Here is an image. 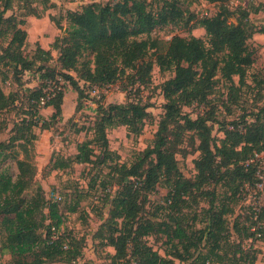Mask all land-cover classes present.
Returning a JSON list of instances; mask_svg holds the SVG:
<instances>
[{
    "label": "trees",
    "instance_id": "obj_1",
    "mask_svg": "<svg viewBox=\"0 0 264 264\" xmlns=\"http://www.w3.org/2000/svg\"><path fill=\"white\" fill-rule=\"evenodd\" d=\"M14 1L0 0V40L8 38L5 46L0 43V62L9 65L15 75L33 69L40 81L37 86L7 94L0 85V112L14 106L22 109L16 132L8 143L0 142V161L9 143L33 137L29 131L38 125L41 107L51 106L52 118L61 114L64 93L60 79L69 83L77 94V101H81L85 85L105 86L124 78L126 101L107 105L99 102L91 127L93 137L78 143L73 156L59 158L52 165L62 169L72 162L93 161L92 143L100 148L99 161L105 162L112 154L106 129L123 125L128 134L136 136L150 117L148 105L135 91L148 83L153 65L162 71L173 70V76L160 85L165 102L152 144L129 166L110 164L114 189L105 193L108 216L95 236L103 241V246L114 249L113 254H108L110 264H175L174 258L181 262L190 260L189 264H224L238 255L246 264H255V251L244 249L240 242H229L231 230L249 238L255 234L253 226H239L234 222L229 227L226 215L232 208L224 203L215 204L214 189L204 187L221 184L229 190L227 197L232 199L243 188L259 181L256 163L247 161L255 152H264V106L251 121L230 122L232 126L222 129L223 137L218 142L211 135L209 113L191 118L183 107L205 103L219 78L229 83V91L244 84L255 54L247 41L254 33L264 32V25L254 27L250 14L261 8L251 9L248 1L235 10L220 4L214 14L197 17L183 9L180 0H157L156 9L147 0L91 2L80 9L66 11L67 27L51 42L52 49L57 51L56 64L51 65V51L38 43L31 57L23 55L21 48L27 38L26 30L21 27L24 16H38V13L34 8L21 6L25 10L21 18L16 19L13 12L5 16ZM233 15L236 16L231 21ZM169 23L182 24L187 30L201 27L206 41L192 34L173 35L162 50L151 31ZM46 93L49 98L40 104L39 98ZM240 123H243L241 127ZM185 134H190L191 144L197 140L194 180L184 177L175 157ZM16 166L18 173L14 179L0 165V235L2 249L10 255L7 264L75 262L81 250L72 244L73 240L66 243L63 235L57 233L62 223L57 202L48 201L40 186L29 197L24 196L30 186L32 166L26 159H17ZM156 185L167 189V219L162 221L140 216L146 194ZM104 189H109V184H104ZM197 192L201 197H209L208 222L198 230H189L183 221V209L196 199ZM256 209L252 214L260 226L264 221V204ZM46 219L50 221L48 224ZM44 228V233L39 232ZM259 228L255 231L264 241V228ZM151 234L165 237V256L148 244L146 236ZM224 245L233 247L232 255ZM200 247L204 250H199Z\"/></svg>",
    "mask_w": 264,
    "mask_h": 264
},
{
    "label": "rangeland",
    "instance_id": "obj_2",
    "mask_svg": "<svg viewBox=\"0 0 264 264\" xmlns=\"http://www.w3.org/2000/svg\"><path fill=\"white\" fill-rule=\"evenodd\" d=\"M113 0H15L13 8L5 12V16L12 12L16 19L21 18L24 9L21 6L34 8L38 16L28 14L24 16L25 23L21 26L27 32V38L22 46V53L31 57L38 43L52 53L53 60L51 65L56 64L57 51L52 49L51 42L61 35L64 28L67 27L65 13L67 10H77L81 6L91 2H112ZM181 7L195 14L197 17L203 14H214L220 4L227 5L231 10H235L241 5L250 2V7L261 8L263 11L257 14H251V20L255 28L264 25V0H180ZM152 9L158 8L157 0H147ZM2 8L0 2V9ZM236 15L230 20L234 21ZM192 34L206 41L204 29L201 27H192L187 30L182 24H166L156 26L151 31V36L160 41V49L164 50L169 39L173 35L188 36ZM8 38L0 40L1 45L5 46ZM248 45L255 51L254 62L248 67L244 84L239 85L235 90H230L228 82L218 79L215 83L213 92L208 96L205 103H194L190 106L183 107V111L191 118L209 113L212 126L211 135L218 142L223 137L222 129L228 128L230 122L235 120L251 121L254 114L264 106V32L256 33L248 39ZM152 50H149L151 54ZM153 57V55H151ZM73 73V72H71ZM74 74V73H73ZM173 70L162 71L158 66L153 65L150 79L139 91H135L139 98L148 105L150 117L145 121L143 129L139 135H130L127 133L125 126H111L106 129L108 139V148L112 154L105 162H100L102 157L98 145L92 143L94 155L89 163L72 162L69 166L58 169L54 168L52 162L62 157L73 156L77 152V144L83 140L91 139L93 131L91 129L97 113L99 102L107 105L109 103H122L126 101L127 92L124 87L126 81L123 79L114 84L98 86V90L93 91V85H85L83 88L84 97L77 101V94L68 82L60 79L63 88V100L61 105V114L52 118L53 109L51 106L41 107L39 114L40 120L37 126L31 128L29 134H34L28 139H21L4 149L1 162V169L8 172L12 178H16L18 169L16 166L17 159H26L32 166V176L30 186L24 191V196L29 197L35 192V188L40 186L44 196L48 201H56L59 213L61 214L62 223L57 233L63 235L65 242L70 240L73 245L80 248L81 254L79 259L71 263L47 262L45 264H110L108 254H113L114 249L110 246H103L102 240L95 236L101 223L108 216L109 204L105 200V193L113 190L114 177L109 173L110 164H126L129 166L136 158L141 155L142 151L152 144L154 134L158 127V122L163 114V104L165 102L161 90V83L173 76ZM235 84L237 76H234ZM0 85L2 90L7 94L22 88H31L39 83V74L32 70H26L19 75H15L9 65L0 62ZM83 84L82 82H80ZM20 99V96H19ZM19 104V102L17 103ZM79 105V106H78ZM77 106V108H76ZM22 112L21 107L16 106L4 109L0 112L2 128L0 130V142L8 143L11 135L16 132L17 122ZM243 117V118H242ZM243 123L239 124V127ZM190 134H185L180 149L175 154L178 167L185 178L194 180L196 170L193 160L198 156L195 149L197 140L194 145L191 144ZM52 160V161H50ZM110 181V183H108ZM104 184H109V189H104ZM206 190L214 189L216 193L215 204L224 203L232 208V211L226 215V221L229 227L234 222L241 225H251L255 232L249 238L242 234H236L231 230L229 238L230 244L240 242L244 249L251 248L256 252L257 257L255 264H264V241L255 228H264L262 225L257 226L255 221L256 208L264 204V179L256 185H249L242 189L238 197L229 199L227 196L229 190L221 184L207 185ZM167 189L162 185H156L155 189L146 194V199L142 202L141 218H150L154 221L166 220V203L165 196ZM196 199L191 201L187 208L183 209V221L189 230H198L207 224L206 209L209 207L208 195L205 197L195 194ZM44 212H47L44 209ZM50 221L45 220V224ZM44 229L39 232L44 233ZM251 229V231H253ZM148 244L165 256L164 243L165 237L158 234L146 236ZM228 254L232 255V246L224 245ZM203 247H200L201 250ZM193 252L197 254L199 251ZM204 250V249H202ZM239 256V255H238ZM228 260L224 264H246L241 259ZM169 257V256H166ZM10 255L2 249V239L0 235V264H7ZM175 264H189L190 260L181 262L174 258ZM219 264V263H216Z\"/></svg>",
    "mask_w": 264,
    "mask_h": 264
},
{
    "label": "built area",
    "instance_id": "obj_3",
    "mask_svg": "<svg viewBox=\"0 0 264 264\" xmlns=\"http://www.w3.org/2000/svg\"><path fill=\"white\" fill-rule=\"evenodd\" d=\"M203 15H207L206 13ZM98 90V86L93 85V91ZM49 98V95L46 93L45 95H42L39 98L40 104H44V102ZM249 162H255L256 163V175L259 178L258 184L261 183V181L264 179V152H255L250 158ZM53 229V228H52Z\"/></svg>",
    "mask_w": 264,
    "mask_h": 264
},
{
    "label": "crops",
    "instance_id": "obj_4",
    "mask_svg": "<svg viewBox=\"0 0 264 264\" xmlns=\"http://www.w3.org/2000/svg\"><path fill=\"white\" fill-rule=\"evenodd\" d=\"M261 11H263V6H262L261 9H259L257 12H252L251 14H257V13H259V12H261ZM251 14H250V18H251ZM256 33H259V32H256ZM256 33H254L253 36H254ZM253 36H252V37H253Z\"/></svg>",
    "mask_w": 264,
    "mask_h": 264
}]
</instances>
